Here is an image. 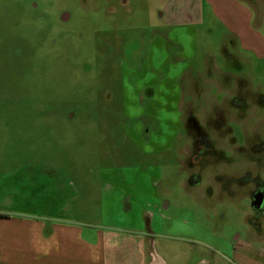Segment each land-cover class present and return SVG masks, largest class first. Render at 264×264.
I'll list each match as a JSON object with an SVG mask.
<instances>
[{
	"label": "rangeland",
	"instance_id": "1",
	"mask_svg": "<svg viewBox=\"0 0 264 264\" xmlns=\"http://www.w3.org/2000/svg\"><path fill=\"white\" fill-rule=\"evenodd\" d=\"M120 1L0 0V197L62 174L76 218L124 261L145 246L166 264H264V223L247 228L249 176L264 183V56L203 0L182 26L164 20L172 0ZM191 116L210 150L194 147Z\"/></svg>",
	"mask_w": 264,
	"mask_h": 264
},
{
	"label": "crops",
	"instance_id": "2",
	"mask_svg": "<svg viewBox=\"0 0 264 264\" xmlns=\"http://www.w3.org/2000/svg\"><path fill=\"white\" fill-rule=\"evenodd\" d=\"M192 1H170L171 12L163 13L165 22L182 26V22L201 21L200 0H194L195 4ZM203 1L206 7L203 14L209 13L230 36H236L243 49L264 56V38L252 27L250 5L243 0ZM42 177L46 179L43 183L25 181L33 184L35 194L15 190L0 197V264H166L152 249L145 260V246L138 250L137 246H131L133 252L125 261L121 256H113L107 247V232L99 225L76 218L78 215L70 205L79 194L69 178L62 174ZM43 189L48 192L42 193ZM49 190L55 191L54 197H50ZM156 208L142 214L147 226L152 225Z\"/></svg>",
	"mask_w": 264,
	"mask_h": 264
},
{
	"label": "flooded vegetation",
	"instance_id": "3",
	"mask_svg": "<svg viewBox=\"0 0 264 264\" xmlns=\"http://www.w3.org/2000/svg\"><path fill=\"white\" fill-rule=\"evenodd\" d=\"M125 1L126 0H121L120 4H125ZM243 1H245L246 4L250 5V4H255L257 0H243ZM259 3L260 4L258 3L255 4V9L256 7L261 8L262 5L264 6V0H260ZM262 10L264 9L261 8V12ZM68 18H69V15L67 19ZM199 144L201 145L202 148L205 146L203 142ZM257 150L258 152H264V144H261V145L259 144L258 148L255 149L254 151L256 152ZM258 162H262V161H258ZM259 174H260L259 172L258 173L256 172V174L254 175H250V176L244 175V177L249 176L248 185L252 186V189L248 193V199H249L252 215L251 217L247 219L248 224L250 225V226H247V228L249 229V231H253L255 235L262 234V225L264 223V183L259 177Z\"/></svg>",
	"mask_w": 264,
	"mask_h": 264
},
{
	"label": "trees",
	"instance_id": "4",
	"mask_svg": "<svg viewBox=\"0 0 264 264\" xmlns=\"http://www.w3.org/2000/svg\"><path fill=\"white\" fill-rule=\"evenodd\" d=\"M186 127H187V129H189L188 132L191 134V136L194 140L193 145L195 148H198L199 143L203 142V144H205L204 147L207 150H210L209 149V140L207 138V135H206L205 131L198 125V123L194 117L191 116L188 118ZM190 177H193V176H190ZM195 177L198 178V176H195ZM189 183L193 184L192 181H190Z\"/></svg>",
	"mask_w": 264,
	"mask_h": 264
},
{
	"label": "water",
	"instance_id": "5",
	"mask_svg": "<svg viewBox=\"0 0 264 264\" xmlns=\"http://www.w3.org/2000/svg\"><path fill=\"white\" fill-rule=\"evenodd\" d=\"M67 17H68V14L67 13H64L61 18L63 20V19H67Z\"/></svg>",
	"mask_w": 264,
	"mask_h": 264
}]
</instances>
